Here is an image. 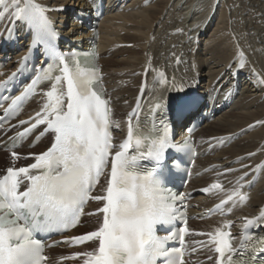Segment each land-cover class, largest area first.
Masks as SVG:
<instances>
[{
  "label": "snow or ice",
  "instance_id": "6c2138e0",
  "mask_svg": "<svg viewBox=\"0 0 264 264\" xmlns=\"http://www.w3.org/2000/svg\"><path fill=\"white\" fill-rule=\"evenodd\" d=\"M48 11L36 0H0V25L4 20L13 27L23 24L31 35L29 54L40 52V63L33 65L30 75L20 79L30 58L25 56L20 61L21 67L0 80V109H3L0 147L12 149L9 151L11 166L0 174V264H47L40 235L74 229L85 215L97 217V226L85 233L65 236L64 244L84 250L73 252L62 261L185 264L183 252L167 246L176 233L169 231L164 237L157 233L160 226L178 219L177 205L183 203V196L172 193L165 184V169L171 171L166 154L172 148L179 150L187 141L175 143L171 128L163 118L151 124L142 123L138 104L128 114L125 138L114 144L110 102L104 98L100 86L101 70L89 59L92 54L58 50L55 42L59 34L46 14ZM4 30L11 33L8 27ZM176 31L183 33L184 30ZM189 41L194 42L191 36ZM239 55V69H243L244 53L241 51ZM159 75L163 79L164 73ZM163 83L168 81L164 79ZM36 96L43 97L40 108L27 119L9 123L5 129L3 125ZM193 103L186 95H170L167 100L158 99L154 107L161 111L170 107L183 113ZM38 130L39 137H51L45 150L27 155L14 150L20 141ZM9 132L14 135L8 136ZM6 136L5 143L2 138ZM253 155L249 153L248 157ZM21 159L33 162L16 167ZM145 161L149 163L144 164ZM170 163L175 167L181 161L174 159ZM250 167L241 163L239 169H224L225 176L234 172L240 175L228 190L227 199H221L212 211L223 209L234 197H239L240 203L248 199L241 195L240 189L249 175L245 169ZM102 176L105 178L102 194L93 195ZM201 191L218 194L225 189L217 180ZM90 201L98 202L100 207L85 212V205ZM245 220V232L250 235L251 227H264L259 224L264 220V211L258 220L247 217ZM225 228H231V221H225L214 232L199 233L209 237L208 244L216 253L214 264H264V237L249 240L246 235L241 246L234 248V237ZM188 232L184 220L179 230L181 244Z\"/></svg>",
  "mask_w": 264,
  "mask_h": 264
},
{
  "label": "bare ground",
  "instance_id": "6f19581e",
  "mask_svg": "<svg viewBox=\"0 0 264 264\" xmlns=\"http://www.w3.org/2000/svg\"><path fill=\"white\" fill-rule=\"evenodd\" d=\"M36 2L49 10L46 14L61 37L58 40L60 51L97 48L98 57L92 63L101 70L100 86L104 98L110 102L117 145L126 136L128 114L138 104L139 119L146 124L152 123L149 109L153 111L158 99L167 100L170 95L189 97L196 91L204 97L201 106L208 97L217 105V110L222 104L225 106L217 111L213 122H205L197 132L189 133L187 120L178 129L180 140L189 138L200 154L208 152L204 157H197L191 181L184 190L185 193L201 192L186 203L191 217L188 224L195 234L193 240L190 235L187 239L186 247L191 255L186 264L195 260L214 264L216 253L208 244L209 237L199 233L214 232L215 228L223 227L225 221H231L233 247L239 248L247 235L245 217L255 221L264 211V167L257 168V165H264V123H257L264 121V83H261L264 80V0H107L100 5L99 11L92 10V0ZM96 2L101 4L102 0ZM64 26H68L67 32ZM86 26L93 30L85 33ZM5 27L23 36L28 32L21 23L13 27L4 20L0 33ZM176 29L184 31L179 33ZM189 36L194 42L189 41ZM21 44V50L1 70L0 80L15 72L28 53L29 43ZM241 51L244 53L243 69H239ZM161 72L163 79L159 75ZM164 79L167 84L163 83ZM42 103L43 97L36 96L19 119H27ZM49 138H44L33 150L17 152L23 155L42 152ZM0 149L1 172L3 166H11V163L9 152ZM249 153L254 155L248 157ZM241 163L251 166L245 169L249 175L240 189L241 195L248 199L240 203L239 197H234L219 214L205 219L221 199H227L228 190L234 187L240 175L234 172L225 176L224 169H239ZM201 172L205 173L200 176ZM217 180L224 185L225 191L218 194L201 191ZM104 182L103 177L93 195L102 194ZM251 183L254 186L250 188ZM97 207H100L98 202L90 201L85 212ZM259 224H264V220ZM96 226L97 217L85 215L71 233L52 240L60 241L65 236L85 233L84 228L91 231ZM249 231L247 239L251 240L262 234L264 227L254 226ZM83 250L69 248L62 242L46 252L47 263L79 264L74 260L62 261V258Z\"/></svg>",
  "mask_w": 264,
  "mask_h": 264
},
{
  "label": "rangeland",
  "instance_id": "374dc122",
  "mask_svg": "<svg viewBox=\"0 0 264 264\" xmlns=\"http://www.w3.org/2000/svg\"><path fill=\"white\" fill-rule=\"evenodd\" d=\"M218 16H219V15H218ZM218 20H219V18L217 19V22H218ZM83 26H85V25H83ZM63 29H64L65 32H67L68 26H64ZM83 31H84L85 33H89V32H91L92 30H91L88 26H86V29H84ZM60 33L63 35V33H62L61 31H60ZM63 36H65V35H63ZM15 55H16V54H15ZM15 55L12 54V55L10 56V59H9V60L14 59ZM224 108H225V107H224ZM201 127H203V126H201ZM201 127H199L198 130H200ZM50 138H51V137H50ZM50 138H49L48 143H50ZM174 138H175V141H180V139H179L180 136H179L178 133L175 134V137H174ZM48 143H47V145H49ZM227 146H228V144H227L225 147H227ZM21 149H23V150H24V149L33 150V149H31V148H27V147H23V148H21ZM21 149H19V150H21ZM34 149H35V148H34ZM19 150H16V151H19ZM0 151H1V149H0ZM2 151H4V150H2ZM8 152H9V151H8ZM36 153H38V152H36ZM206 155H207V154H206ZM204 156H205V155H204ZM6 159H7V155H6ZM30 162H32L31 159H21V160H19V161L16 163L15 166H21V165L29 164ZM4 167L6 168V165L3 166L2 168L5 169ZM2 168H1V169H2ZM3 169H2V170H3ZM2 170H1L0 174H2ZM253 186H254V183H251V184H250V188L253 187ZM200 193H201V192H198V191L196 192V191H194L193 196L195 197L196 195H198V194H200ZM91 211H94V209H91ZM83 231H86V232H87V229L84 228ZM194 235H195V234H193V232H192L191 235H190V240H191V239L193 240V239L195 238ZM66 252H71V251H66ZM192 262H193V261H192ZM192 262H190V263H192ZM192 264H201V261H198V260L196 261V260H195Z\"/></svg>",
  "mask_w": 264,
  "mask_h": 264
}]
</instances>
